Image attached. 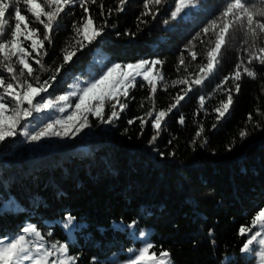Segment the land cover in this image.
<instances>
[{"label":"trees","instance_id":"trees-1","mask_svg":"<svg viewBox=\"0 0 264 264\" xmlns=\"http://www.w3.org/2000/svg\"><path fill=\"white\" fill-rule=\"evenodd\" d=\"M98 3L105 5L103 15L97 5L88 7L96 24L106 23L104 33L64 64L42 96L67 93L77 77L81 81L92 79L105 60L127 64L160 59L168 81L196 72V66L206 62L205 50L210 44L196 41L200 55L190 63L188 73L183 68L176 71L178 57L204 26L219 16L225 0H200L198 8L186 9L189 15L182 13L184 19L175 21L170 20L174 0L159 6L155 19L141 15L144 0H128L123 11L117 10L119 0ZM20 6L30 27L39 28L42 36L43 26L34 23L23 4ZM84 15L78 4L60 14L52 43L45 42L48 55L44 63L49 69L63 63L62 49L74 36L71 26ZM242 40V32L230 28L214 73L203 86H193L168 114L154 143L151 120L143 134L138 120L128 123L150 107L146 101L149 89L140 87L138 78L137 87L125 101L128 107L113 124H101L90 114L92 126L84 128L79 137L46 150L16 149L25 144L20 135L0 144V237L15 236L32 224L42 233L52 232V237H46L48 241L69 242L77 264H114L108 261L112 255L125 260L129 249L141 247L124 228L135 221L137 231L152 230V251L157 255L161 249L168 251L173 264H253L255 258H248L242 248L257 229L253 227L243 236L239 229L251 227L256 212L264 208V66L253 63L257 79L242 77L240 92L233 91V105L223 119L217 121L212 111L226 99L214 92L216 85L233 72L241 57L247 58L241 50ZM28 44L30 41L25 46ZM184 55L187 57V52ZM29 62L41 81L52 74L39 72V65L31 59ZM0 73L10 80L8 73ZM230 86L231 80L224 88ZM185 87L165 90L158 86L157 110L167 108ZM200 95L206 97L205 112L199 109ZM77 101L72 99L73 104ZM104 114L110 115L107 104ZM181 114L183 125L178 122ZM39 115L34 113V117ZM200 124L204 133L193 142ZM242 129L248 132L243 138ZM69 214L75 217L74 241H69L64 227Z\"/></svg>","mask_w":264,"mask_h":264},{"label":"snow or ice","instance_id":"snow-or-ice-1","mask_svg":"<svg viewBox=\"0 0 264 264\" xmlns=\"http://www.w3.org/2000/svg\"><path fill=\"white\" fill-rule=\"evenodd\" d=\"M167 2L168 0H144L141 15L155 19L159 14V6ZM127 3L128 0H119L117 10L123 11ZM21 4L24 6V12L34 18L33 22L43 26L42 36L39 28L30 27L29 17L22 14ZM77 4L83 9L85 15L71 26L74 36L62 49L63 63L51 70L44 63V57L48 55L45 42L52 43V34L59 28L57 21L60 14L64 13L66 8ZM90 4L97 5L101 14H104L105 5L98 3V0H0V70L10 76L9 80L0 73V144L17 135L24 137L25 142L29 144H39L48 137L75 139L84 128L92 126L89 123V114L95 116L101 124H113L120 118V113L128 107L125 101L129 98L130 90L137 87L138 78L140 87L149 89L150 95L146 97V101L150 107L144 115L130 119L128 123L131 125L138 120L141 134H143V128L151 120V127L155 130L151 142L154 143L168 114L180 105L189 92H192L193 86H203L214 73L220 63L219 56L227 42L230 28L242 32L241 50L246 53L247 58L245 60L241 57L233 72L223 77L214 89V92L226 96V99L220 100L212 108V111L217 114V121L223 119L233 105V91L239 94L241 89L239 81L242 77L246 75L253 80L257 79L258 70L253 63L264 66V0H225L219 16L204 26L185 45L184 51L178 57L176 71L180 72L183 68V71L188 73L190 63L196 61L200 55L196 51V41L199 40L201 44H210L211 46L206 47L205 50L206 62L198 64L196 72L168 81L162 71L164 61L160 59L139 60L127 64L105 60L101 62L100 71L92 79L81 81L77 77L76 83L69 85L70 90L67 93L53 98L42 96V93H47L52 87L64 64L70 63L77 51L83 50L104 33L106 23L96 24L89 11ZM199 5L200 0H174L170 20H183L182 13L185 16L189 15L186 9H195ZM108 14H111V10ZM168 22L165 20V25ZM141 23H147V21L141 20ZM27 41H30V44L25 46ZM245 45L247 47H244ZM184 52H187V57ZM30 59L39 65V72L51 71L52 74L41 81L40 75L36 74L37 69H34L29 62ZM154 72L155 75H153ZM229 80L232 81V86L225 89L224 86ZM177 85L186 86L181 90L182 94L177 93L173 97L174 102L167 108L157 110L155 100L157 87L161 86L167 90L169 86ZM73 98H76L78 102L73 104ZM144 103L145 101L142 100L140 106L143 107ZM205 103L206 97L200 95L201 112L207 111ZM106 104L110 110V115L107 117L104 114ZM69 108H74L70 115L62 117L55 115V113H64ZM45 112L48 113L45 120L34 117V113ZM248 120H252L251 114ZM178 122L181 125L184 124L182 114ZM38 124L42 126L37 127ZM203 133L204 127L200 124L193 142ZM247 135L246 129L240 131L241 138ZM203 143L206 144L207 140L205 139ZM161 155L164 154L161 153ZM74 221L75 217L67 215L64 221L65 229L71 228ZM135 223L133 221L127 227L134 228ZM257 225L260 230L247 239L242 251L256 252V249L252 247L255 242L259 245L260 264H264V208L256 212L251 220V227L242 226L239 233L243 236L245 233L252 232V228ZM52 235L51 231L42 233L36 225L28 224L15 236L0 237V264H77L78 257L70 254L69 242L46 240V237H52ZM144 235V232L140 233V236ZM153 248L154 245L145 240L140 248L129 249L128 251L133 255L126 264H172L168 251L161 249L157 255L155 251H152Z\"/></svg>","mask_w":264,"mask_h":264},{"label":"rangeland","instance_id":"rangeland-1","mask_svg":"<svg viewBox=\"0 0 264 264\" xmlns=\"http://www.w3.org/2000/svg\"><path fill=\"white\" fill-rule=\"evenodd\" d=\"M153 75H155V73H153ZM73 111H74V108H69V109H67L66 112H64V113H55V115L57 117L67 116V115H70ZM47 115H48L47 112L40 113L38 118L40 120H45V119H47ZM40 126H42V124H38L37 125V127H40ZM80 135H81V132L76 137H79ZM73 140L74 139H72L70 137L64 138V139H61L59 137H48V138H45L44 140L40 141L39 144H29V143L25 142V144H23L22 146L18 145L16 149H19L20 147L26 146L28 149L46 150V149H48L50 147H53L55 145L65 144V143H68V142L73 141ZM74 228H75V223L73 222V225L71 226V228L66 229L68 231L69 241H74L75 240V235L72 233ZM124 228L127 229V233L131 237L134 238L135 242H141V246H142V244H143V242L145 240L151 242V240H150V234L152 233L151 229H143V230L137 231L136 226L134 228H129V227H127V225H125ZM256 229H257V231L260 230L259 229V225L256 226ZM141 232H144L145 235L144 236H140ZM132 233H135V235H131ZM252 247H254L256 249V252H254V253H245V254L247 255L248 258H253V257L255 258V261H254L253 264H260L259 255H258L259 245H256L255 242H254ZM131 249H138V248L136 246H134ZM127 255H128V257L125 260L121 259L118 255H112L111 257L108 258V261H111L114 264H126L128 259H130L133 254L130 253L129 251H127Z\"/></svg>","mask_w":264,"mask_h":264}]
</instances>
